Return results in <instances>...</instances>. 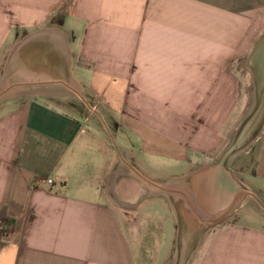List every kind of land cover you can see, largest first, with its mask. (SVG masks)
<instances>
[{
  "label": "crops",
  "instance_id": "0c3cea01",
  "mask_svg": "<svg viewBox=\"0 0 264 264\" xmlns=\"http://www.w3.org/2000/svg\"><path fill=\"white\" fill-rule=\"evenodd\" d=\"M262 36L264 0H0V264H136L153 219L161 264L182 219L184 264H264V117L218 166L264 98V37L249 98L232 69Z\"/></svg>",
  "mask_w": 264,
  "mask_h": 264
},
{
  "label": "rangeland",
  "instance_id": "374dc122",
  "mask_svg": "<svg viewBox=\"0 0 264 264\" xmlns=\"http://www.w3.org/2000/svg\"><path fill=\"white\" fill-rule=\"evenodd\" d=\"M3 60H0V76H1V66H2ZM250 59L247 57L239 58L238 60L233 62L232 69L239 78L240 82L243 84L242 87L246 86V93L248 95V98L250 97L252 84L250 82V78L247 75V68L250 66ZM1 81V80H0ZM1 87H0V93H1ZM4 99L3 94H0V104L2 100ZM175 172H179L177 168H167L162 171L163 175H172ZM165 194V193H164ZM162 198V197H161ZM150 206L152 211L157 212L156 214L163 216L165 212L167 211L165 209V206L161 199L155 198L150 201ZM165 211V212H164ZM138 232L140 228L141 235L136 237V246L140 251H137V254L140 255V257L137 258L136 264H161L163 258L165 257V250L168 246V239L164 236L162 240V247L158 248V253L156 254V247L158 245L159 240V230L160 226H162V223H160L159 219H153L151 222V225L147 224V227H151L150 229H145V226L143 224V220H135ZM139 224V225H138ZM140 226V227H139ZM167 226V225H166ZM146 234V235H145ZM156 254V256H155Z\"/></svg>",
  "mask_w": 264,
  "mask_h": 264
},
{
  "label": "water",
  "instance_id": "95a60500",
  "mask_svg": "<svg viewBox=\"0 0 264 264\" xmlns=\"http://www.w3.org/2000/svg\"><path fill=\"white\" fill-rule=\"evenodd\" d=\"M262 36L259 41L257 42L256 47L251 52L249 59L250 63L253 61V56L255 55L256 51H258V47L261 45L263 41ZM264 117V98L261 99L253 112L250 119L247 121L245 126L242 128L239 135L235 138V140L231 143V145L224 151L221 155L218 166L221 168L225 160L230 156V154L240 146V144L250 135V133L258 126L261 120ZM243 192H238L236 198L233 200L232 204L229 208L223 212L219 217L211 220H204L199 218V220L205 225H214L222 221L238 204L239 198L242 196ZM203 232L202 224H198L195 222H188L185 219L180 220L179 222V235H178V246H177V253H176V261L175 264H184L188 255L190 254L192 247L200 237Z\"/></svg>",
  "mask_w": 264,
  "mask_h": 264
},
{
  "label": "built area",
  "instance_id": "2783aa9c",
  "mask_svg": "<svg viewBox=\"0 0 264 264\" xmlns=\"http://www.w3.org/2000/svg\"><path fill=\"white\" fill-rule=\"evenodd\" d=\"M46 182H47V184H49V185L53 184V180L50 179V178H47V179H46Z\"/></svg>",
  "mask_w": 264,
  "mask_h": 264
},
{
  "label": "bare ground",
  "instance_id": "6f19581e",
  "mask_svg": "<svg viewBox=\"0 0 264 264\" xmlns=\"http://www.w3.org/2000/svg\"><path fill=\"white\" fill-rule=\"evenodd\" d=\"M261 48V47H260Z\"/></svg>",
  "mask_w": 264,
  "mask_h": 264
}]
</instances>
